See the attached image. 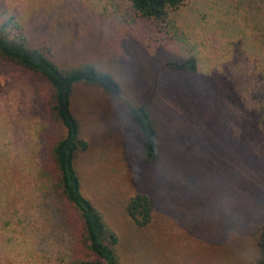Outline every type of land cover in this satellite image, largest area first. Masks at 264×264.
<instances>
[{
    "label": "rangeland",
    "instance_id": "1",
    "mask_svg": "<svg viewBox=\"0 0 264 264\" xmlns=\"http://www.w3.org/2000/svg\"><path fill=\"white\" fill-rule=\"evenodd\" d=\"M12 16L61 68L92 62L123 88L112 99L79 85L72 97L89 143L75 160L82 194L117 234L120 263L252 264L264 228V0H189L165 33L130 0H0V29ZM190 57L193 75L165 66ZM148 97L153 164L128 110ZM52 101L48 81L0 59V264L70 261L73 227L59 223L52 191L51 150L65 134ZM138 194L154 206L142 228L127 212Z\"/></svg>",
    "mask_w": 264,
    "mask_h": 264
},
{
    "label": "trees",
    "instance_id": "2",
    "mask_svg": "<svg viewBox=\"0 0 264 264\" xmlns=\"http://www.w3.org/2000/svg\"><path fill=\"white\" fill-rule=\"evenodd\" d=\"M136 16L152 32H164L170 26V15L185 7L189 0H130ZM167 34V32H166ZM0 59L44 78L52 86L53 101L50 113L64 129V136L51 150L55 176L52 191L62 226L73 227V248L68 264H121L116 247L117 234L110 229L101 212L82 194L81 177L75 166L77 156L88 150L80 120L72 110V97L79 85L102 90L112 99L123 95V88L111 74L92 62L61 68L53 58L52 49L45 43L33 45L22 25L14 16L0 29ZM171 71L193 75L198 71L195 57L166 63ZM151 97L138 104H129L133 124L139 131L143 159L156 162L160 150L159 131L150 110ZM60 205V206H59ZM153 202L144 194L132 197L127 203L128 215L138 227H146L153 218ZM76 225V226H75ZM259 254L252 264H264V228L258 238Z\"/></svg>",
    "mask_w": 264,
    "mask_h": 264
}]
</instances>
